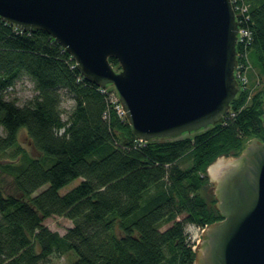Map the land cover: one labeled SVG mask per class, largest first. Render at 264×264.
<instances>
[{"label": "trees", "instance_id": "trees-1", "mask_svg": "<svg viewBox=\"0 0 264 264\" xmlns=\"http://www.w3.org/2000/svg\"><path fill=\"white\" fill-rule=\"evenodd\" d=\"M231 1L238 25L250 31L246 56L261 86L251 92L238 83L221 122L148 141L133 135L112 85L84 79L47 32L0 19V264H45L71 250V264H194L186 227L222 218L206 188L208 165L264 139V0ZM23 79L33 94L10 96ZM22 128L35 155L19 143ZM50 216L72 225L60 234L44 224Z\"/></svg>", "mask_w": 264, "mask_h": 264}, {"label": "water", "instance_id": "water-1", "mask_svg": "<svg viewBox=\"0 0 264 264\" xmlns=\"http://www.w3.org/2000/svg\"><path fill=\"white\" fill-rule=\"evenodd\" d=\"M0 19L47 32L84 79L112 85L142 141L221 122L238 91L231 0H0ZM262 109L264 130V98ZM230 160L214 185L222 218L206 225L194 264H264V139Z\"/></svg>", "mask_w": 264, "mask_h": 264}, {"label": "rangeland", "instance_id": "rangeland-1", "mask_svg": "<svg viewBox=\"0 0 264 264\" xmlns=\"http://www.w3.org/2000/svg\"><path fill=\"white\" fill-rule=\"evenodd\" d=\"M248 64H249L250 68L248 70L247 69L245 70V68H243L241 70L240 77H237L236 80L238 79L237 83H239V85H241V87H242V85L247 84L248 88L251 89L250 91L251 92H255L261 86L262 82H261V80H260V78L258 76L257 69L252 66L250 61H248ZM242 74H244V75L242 76ZM248 74L250 76H248ZM235 75H237V74H235ZM243 80H246V82L243 83ZM239 85H238V88H239ZM8 94L10 96L18 97L21 100L29 98L33 94L32 84L27 79H23L22 81H19L17 83V85L14 87V89L8 91ZM72 104H73V101L71 99H69V98H66L62 102V108L65 111H68L71 108ZM66 115H67V112H63V118L64 119H65ZM186 134H188V133H186ZM186 134H183L182 136H185ZM18 140H19V143L29 153H31L33 155L36 154L34 152L32 146H31V143H30V141H29V139L27 137V134H26V132H25V130L23 128L19 131ZM233 157H235V156H232V155H229V156L220 155L212 163H210L208 165L207 171H206L207 175H208L209 183H210V185H208L206 187L208 190H212L214 192V185H215V179H213L211 177V175L209 174V172H208L209 167L213 163H215L218 159H220V158H223L225 160H230ZM79 180H80V178L74 179L73 181H71L70 183H68L64 187H62L60 189V192L64 193L65 191L69 190L71 187L75 186L79 182ZM45 186L46 185H44V186L40 187L39 189H37L34 192V194L39 192ZM44 224L46 226H48L50 229L56 230L60 234H63L65 232L66 228H68L69 226L72 225V222L68 218H66L64 216H50V217H48V218H46L44 220ZM205 227H206V225L204 226V229H205ZM203 231L204 230H202L200 227H196V226H193V225H188L186 227V232L188 233L189 241L191 243H193L192 247L194 248L195 252H196V247H197L198 243L202 239V232ZM75 258H76V254L74 253L73 250H71L70 252H68L66 254H61V255L52 254L50 256V259L48 260V262L45 263V264H71L73 262V260H75Z\"/></svg>", "mask_w": 264, "mask_h": 264}, {"label": "built area", "instance_id": "built-area-1", "mask_svg": "<svg viewBox=\"0 0 264 264\" xmlns=\"http://www.w3.org/2000/svg\"><path fill=\"white\" fill-rule=\"evenodd\" d=\"M231 3H232V1H231ZM232 7H233V5H232ZM234 9V8H233ZM240 12H239V17H242V18H245L244 17V13L247 11V8L245 7V6H242L241 8H239L238 9ZM235 11V10H234ZM235 15H236V19H237V14H236V12H235ZM243 15V16H242ZM241 19V18H240ZM239 20L237 19V22H238ZM241 21V20H240ZM250 40H251V34H250V31L247 29V28H245V27H243V26H239L238 25V30H237V39H236V45L238 44L239 45V51L237 52V58H243L244 59V61H247V56H246V51H247V46H248V44L250 43ZM240 59H239V61H237V65H236V68H235V71H234V73L235 74H237V75H235L236 76V78L237 77H240V75H241V70L243 69V68H245V70L247 69H249L250 68V66H249V64H248V61L246 62V63H243V61H240ZM244 74H242V76H243ZM238 80V79H237ZM246 82V80H243V83H245ZM118 99V98H117ZM118 111L120 112V113H123L122 112V109H121V106L119 105V107H118ZM202 230H204V227L203 228H201Z\"/></svg>", "mask_w": 264, "mask_h": 264}, {"label": "bare ground", "instance_id": "bare-ground-1", "mask_svg": "<svg viewBox=\"0 0 264 264\" xmlns=\"http://www.w3.org/2000/svg\"><path fill=\"white\" fill-rule=\"evenodd\" d=\"M231 160H225L223 158L218 159L215 163H213L208 172L213 179L219 177V175L225 170Z\"/></svg>", "mask_w": 264, "mask_h": 264}]
</instances>
